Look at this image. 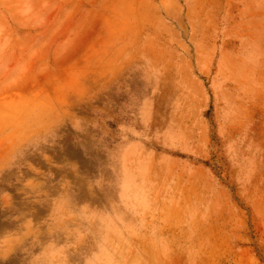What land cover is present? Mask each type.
<instances>
[{
  "label": "rangeland",
  "instance_id": "374dc122",
  "mask_svg": "<svg viewBox=\"0 0 264 264\" xmlns=\"http://www.w3.org/2000/svg\"><path fill=\"white\" fill-rule=\"evenodd\" d=\"M187 1L167 38L178 0H0V264H44L93 199L159 235L146 264H264V48H194Z\"/></svg>",
  "mask_w": 264,
  "mask_h": 264
},
{
  "label": "crops",
  "instance_id": "0c3cea01",
  "mask_svg": "<svg viewBox=\"0 0 264 264\" xmlns=\"http://www.w3.org/2000/svg\"><path fill=\"white\" fill-rule=\"evenodd\" d=\"M196 1L199 6L196 10L198 13L196 22H199L200 35L213 37L215 40L209 46H195L194 48H264V0H205L206 3L203 0ZM173 9L179 12V15L170 11L166 13L164 10L158 12V19L161 22H166L167 31H169L167 38L173 36L184 38L186 30H188L187 36H190L192 31L190 4L187 0H178ZM171 14L173 16H170ZM251 21L254 23L252 27ZM157 48H175L177 52L184 53L181 49L192 47L186 45L182 47L179 43H168L167 45H157ZM201 115H205V118L209 119L206 113ZM118 116L120 115L118 114ZM230 116L222 120L221 115V120H217L218 122L215 124L217 134L224 135L223 132H219V125H224L227 129L230 128L229 132L234 131L235 122L239 123L240 120L238 114ZM218 123L220 124L218 125ZM114 126L121 127L119 122ZM209 137L212 138L210 133ZM114 145L129 150L134 144L130 141L125 144H122V141H115ZM201 163L204 164L203 161ZM97 202L96 199H93L95 205L93 210H86L85 207L78 208L74 215L71 210H67L65 207L64 212L62 211L61 230L73 235H65V238L57 235L49 237L54 239L46 242L49 249H42L44 251L40 252L39 261H43L44 264H118L120 257L118 249L123 247L125 253V250L128 252L137 251L139 264H146L149 262L148 253L150 252L143 251L142 245L154 253L160 252L158 248L160 238L159 235L154 238L153 234L156 232L153 228L132 227L121 220V212L112 215L111 208L98 209ZM81 205L84 204L79 206ZM61 213L57 214L55 218H58ZM69 216L73 218L69 220ZM112 219L114 220L113 225L109 224V222L113 223ZM149 230L152 232H146ZM76 233L78 234L76 235ZM161 251L165 252V250ZM150 254L149 258L156 257L154 254ZM44 255H46V259H44Z\"/></svg>",
  "mask_w": 264,
  "mask_h": 264
}]
</instances>
